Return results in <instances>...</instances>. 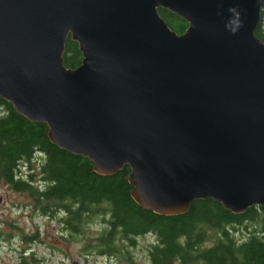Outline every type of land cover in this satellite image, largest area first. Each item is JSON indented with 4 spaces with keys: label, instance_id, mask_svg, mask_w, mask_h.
I'll return each instance as SVG.
<instances>
[{
    "label": "water",
    "instance_id": "1",
    "mask_svg": "<svg viewBox=\"0 0 264 264\" xmlns=\"http://www.w3.org/2000/svg\"><path fill=\"white\" fill-rule=\"evenodd\" d=\"M264 0H0V97L161 214L264 205ZM183 17V33L161 15ZM242 22L236 31L232 23ZM83 60L65 63L68 37Z\"/></svg>",
    "mask_w": 264,
    "mask_h": 264
},
{
    "label": "trees",
    "instance_id": "2",
    "mask_svg": "<svg viewBox=\"0 0 264 264\" xmlns=\"http://www.w3.org/2000/svg\"><path fill=\"white\" fill-rule=\"evenodd\" d=\"M159 10L177 32L188 27L178 14ZM256 34L264 40V16ZM64 58L71 67L83 60L71 36ZM0 108V180L28 192L44 214L61 212L71 236L85 234L87 226L99 222L97 235L87 234L85 249L129 258L138 237L152 233L157 239L149 245L151 264H264V205L237 213L208 198L193 201L184 213L155 212L133 198L129 165L101 174L88 157L54 143L46 122L31 120L3 97ZM39 261L34 251L22 254V264Z\"/></svg>",
    "mask_w": 264,
    "mask_h": 264
},
{
    "label": "rangeland",
    "instance_id": "3",
    "mask_svg": "<svg viewBox=\"0 0 264 264\" xmlns=\"http://www.w3.org/2000/svg\"><path fill=\"white\" fill-rule=\"evenodd\" d=\"M33 163L38 160L34 159ZM24 168L26 171L28 167ZM61 217V212L44 214L28 192L15 190L0 180V240L15 254V264H22V254L30 251L40 258V264H151L149 245L156 241V235L148 233L138 237V244L130 247L126 258L124 254L118 256L84 248L89 240L87 234L97 235L99 222L87 226L85 234L71 236L63 228ZM0 264L8 261L0 259Z\"/></svg>",
    "mask_w": 264,
    "mask_h": 264
},
{
    "label": "clouds",
    "instance_id": "4",
    "mask_svg": "<svg viewBox=\"0 0 264 264\" xmlns=\"http://www.w3.org/2000/svg\"><path fill=\"white\" fill-rule=\"evenodd\" d=\"M238 17L239 13H237V19L232 22L236 25V28L233 29V31H236L240 26H242V22ZM5 253H7V256H5ZM0 259L8 261V264H15V254L9 251L8 244L2 240H0Z\"/></svg>",
    "mask_w": 264,
    "mask_h": 264
}]
</instances>
